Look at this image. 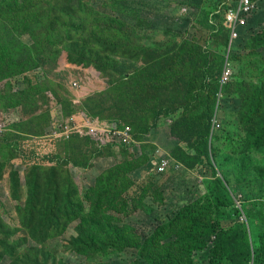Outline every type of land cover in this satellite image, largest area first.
I'll use <instances>...</instances> for the list:
<instances>
[{
    "label": "rangeland",
    "instance_id": "374dc122",
    "mask_svg": "<svg viewBox=\"0 0 264 264\" xmlns=\"http://www.w3.org/2000/svg\"><path fill=\"white\" fill-rule=\"evenodd\" d=\"M256 1L229 47L223 14L233 0H0V264H264V0ZM93 31L102 40L72 50ZM192 47L207 74L179 53ZM227 58L232 77L221 86ZM171 69L185 84L149 88L135 100L140 111H119L121 80L131 90L135 78ZM183 89L211 99L192 108ZM81 112L130 124L138 140L67 136L63 124H82ZM162 156L171 165L158 172ZM100 188L102 220L131 226L138 245L75 246Z\"/></svg>",
    "mask_w": 264,
    "mask_h": 264
},
{
    "label": "trees",
    "instance_id": "16d2710c",
    "mask_svg": "<svg viewBox=\"0 0 264 264\" xmlns=\"http://www.w3.org/2000/svg\"><path fill=\"white\" fill-rule=\"evenodd\" d=\"M253 1H256V0H253ZM227 8L228 7L224 8L223 21H225V10ZM15 9L16 10L20 9L21 11H25L27 13V16H29L28 13H31L28 6H26V5H22L21 6L17 2L15 3ZM46 17H47L48 22H50L49 17L48 16H46ZM49 24L52 25L51 22ZM74 28H76V31L79 30V29H81V31L84 30V27L81 28V27L77 26V27H74ZM105 30L109 31L107 25H104L101 28V31H105ZM99 35L100 34H98L97 32L93 31L92 34L88 35L83 40V43L85 41V43H84L85 47H81V48L77 49V45H76V46H74L72 48V50H78L79 52L83 53L85 48H86V46H88L89 44L92 45L95 40H102L101 38L98 37ZM228 37H229V40H230L229 33H228ZM86 41L88 43H86ZM104 42H105V40H104ZM89 47H91V46L89 45L87 48H89ZM195 49H197V48H195V47H192V49L191 48L190 49H183L182 48L181 51H179V53L183 54V56L187 57V59L190 61L191 64L195 63L198 66L202 65L199 68V70H198L199 73L202 74V75L203 74H207V73L204 72V68L207 66V60L204 61L203 64H202L200 62L201 61V57H199V53H197ZM191 50H194L195 52H192ZM91 54H92V52H91ZM229 60L230 59L228 58V61ZM223 66H224L223 67V69H224L226 67V64H224ZM228 67L231 68L230 61H229ZM210 68H207V69H210ZM231 70H232V68H231ZM222 72H223V70H222ZM222 72H221V75H220V78H219V84H221V86L225 85V83H223V84L221 83ZM129 74L131 75V73H129ZM127 77H128V73H125L123 79L127 78ZM131 78H133V76H131ZM181 80H182V76L178 75L177 71L174 70V69L169 70L167 73H165V72H159V73H156V74H151L150 73V74H146L145 76H142L140 78H135L133 80V83H132L133 84V88L131 90L127 89V84L128 83H126L125 81L121 80L118 83V85L115 87V94L114 95H115V97H117L119 99V101H122V99L124 98L126 103L124 105H121V107L119 108V111H122L123 114L128 115V116L131 115L130 111L136 113V112H138L140 110H138L139 107H137L139 105V103L137 101H135V100L136 99H140L143 96H144V98L149 96V88L151 90V94L153 95L154 94L153 91H155L158 87H160V88L166 87L169 83H172L173 81H177L178 84H185ZM147 83L149 84V86H147L148 85ZM143 84L146 85L144 88H143ZM181 91H183V92L179 95V97L182 98V96L184 95L185 102L186 101L187 102L191 101V103H192L191 107L192 108H195V107H197L199 105H202L203 103L204 104H208L210 99H211V98L203 95V93L200 90L199 91H195L192 94H188L187 91H185L184 89L181 90ZM129 102H130V106L128 108L127 106L129 105ZM174 105H176V104H174ZM94 107H95V109H98V106H94ZM208 109L209 108H206L205 112H207ZM145 110L147 111L146 108L145 109L143 108V111H145ZM163 110H165V109L162 108L159 111H163ZM165 111H169V110L166 109ZM172 111H173V109H172ZM208 112H210V111H208ZM96 114H98V113H96ZM158 114H160V113L157 112L156 116H158ZM147 117L148 116H146V117L141 116V119H145L146 120ZM201 118L202 117L200 115L199 118H198V121L195 122L194 125H192V127L197 128V130L200 129L201 128V124H202ZM209 119L212 121L213 116H209ZM111 123H116L117 125L126 124V123H117L116 121L115 122H111ZM128 125H130V124H128ZM150 127L151 126L146 125L145 126V130H148ZM189 130H190V133L192 134L191 127L189 128ZM132 131H133L134 137L136 139H138L137 138V133H136V131L134 130L133 127H132ZM72 136H80V135L72 134ZM76 164H79L80 166H84V165H81L80 163H76ZM108 173L109 172L107 171V172H104V173H102V174H100L98 176V179H97V182H96V186L99 185V187H100V182L102 181V179H104V177ZM112 176H113V174H112ZM34 193L35 192H34V189H33V197H34ZM107 194H108V192L106 190H102L101 189V193H99V195H100L99 198L94 199L96 201L95 205L90 208L91 212H89L88 214L83 213L82 216L86 217L85 220L83 221V223H84V225L86 227H89V228H87L88 229L87 231L85 229H83V235L81 237L77 236L75 238L76 243H77L75 246L77 248H79L80 246L83 247V246H86V245H87V247L94 248V249H100L102 245H115V246H118V247L122 248V247H125V246H128V245H131V244H133L134 246L136 244L137 245L139 244V240H138L139 237L134 232L135 230L131 226H127V225L124 226V224H122V225L118 224L119 221L121 222V220H119V219L115 220L116 221L115 223L109 222V219L105 220V221L102 220L103 216H102L101 213H103V210H105L104 209V205H103L104 202H105L104 201V197ZM34 199H35V197H34ZM34 199H32V200L35 201ZM112 201H113V198L111 200H108L107 202H109V204H111ZM35 202H37V201H35ZM39 204H40V202H39ZM32 209H33V212H36V206L34 205V203H33V208ZM57 224H58V222L56 221L55 222V227L57 226ZM104 226H107V229H105ZM122 230H124V233H119ZM245 247H246V251L244 253V258L249 259V255H250V253H249V245L245 244ZM166 261L167 260H165V262ZM179 264H184V263L182 261H179Z\"/></svg>",
    "mask_w": 264,
    "mask_h": 264
},
{
    "label": "built area",
    "instance_id": "2783aa9c",
    "mask_svg": "<svg viewBox=\"0 0 264 264\" xmlns=\"http://www.w3.org/2000/svg\"><path fill=\"white\" fill-rule=\"evenodd\" d=\"M258 3L253 0H233L225 10V25L229 29L230 45L241 37V33L248 27V20L257 12ZM227 58L226 67L223 69L221 83H227L231 76L232 70L228 67ZM84 122L82 124L71 125L67 122L63 124L66 130L65 134L70 136L78 134L80 136H89L99 145H126L134 143L135 139L132 127L128 124L117 125L116 123H103L102 120L93 119L85 112H81ZM138 140V139H137ZM171 165L170 158L162 156L156 164L158 172L165 171Z\"/></svg>",
    "mask_w": 264,
    "mask_h": 264
}]
</instances>
